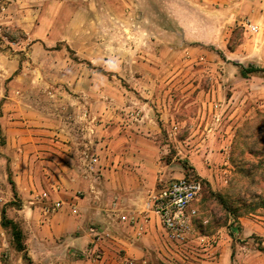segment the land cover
<instances>
[{"label":"crops","instance_id":"obj_1","mask_svg":"<svg viewBox=\"0 0 264 264\" xmlns=\"http://www.w3.org/2000/svg\"><path fill=\"white\" fill-rule=\"evenodd\" d=\"M175 1L173 6L178 15L173 21L184 32V39L196 44L213 45L215 34L220 31L221 23L215 24L200 16V13L212 15L203 7L213 3L225 8L219 14L225 16L223 22L229 26L252 12L257 22L264 25V0ZM18 2L14 4L16 13ZM136 5V0H47L53 21L61 15L58 10L62 12L65 8L66 16L68 14L65 17L68 29L60 41L75 55L84 56L103 54L102 44L97 40L103 37L101 23L104 20L116 31L119 22L125 23L126 33L121 31L111 38L118 40L122 35L128 39L124 49L130 55L139 52L144 56L150 45L136 48L135 43L141 35L149 36V32L135 29L139 22L133 15L123 14L126 17L120 20L118 17L124 7ZM192 7H196L195 11ZM50 22L45 18L39 26L33 27L29 14L19 19L17 13L13 18V23L32 39L41 37ZM191 28H196L197 32L191 34ZM199 30L205 33L200 34ZM158 34L168 39L178 31L164 26ZM119 48H112V53L119 55ZM95 61L102 65L97 58ZM150 63L129 64L127 70L133 74L128 83L133 91L114 97L109 104L96 92L100 88L92 85L89 73L66 80L72 91L65 96L67 111L48 122L49 139L37 147L43 151V159H27L22 153L35 147L27 143L29 138L33 140L28 135V122L24 120L28 116L19 111L3 112L0 129L6 136V151L14 148L19 158L14 170L16 191L23 200L34 199L30 203L36 205L31 208L26 200L12 217L5 209V216L17 224L23 235L22 252L16 251L11 233L7 234L10 230L1 226L0 209V264H97L77 255L95 245L103 255L98 264H123L125 260L133 264H264L263 212L240 219L239 239L222 233L214 246L209 247L210 240L198 235L190 244L192 253L185 258L180 248L167 240L155 216L148 215L149 220L140 234L128 222L120 220L123 216L141 220L144 204L158 180L181 175L172 172L174 161L161 157L168 147L164 130L171 129L169 122L174 125L182 109L167 105L173 98L162 90L166 76L157 77L163 70L162 65ZM111 67L116 73L121 70L118 64ZM33 123L30 118L29 124ZM43 192L48 194L45 202L38 198ZM55 201H59L61 207L44 215V203L50 206ZM251 235L257 238H250Z\"/></svg>","mask_w":264,"mask_h":264},{"label":"rangeland","instance_id":"obj_2","mask_svg":"<svg viewBox=\"0 0 264 264\" xmlns=\"http://www.w3.org/2000/svg\"><path fill=\"white\" fill-rule=\"evenodd\" d=\"M16 1L0 0V118L6 110L29 117L24 120L33 140L29 138L27 143L35 147L22 152L27 159H43V151L37 147L49 139L47 124L67 111L65 96L72 91L66 80L89 73L92 85L100 88L96 92L109 104L114 97L133 91L128 83L133 73L127 66L151 62L162 65L157 77L166 76L162 90L173 98L167 105L182 109L175 124L169 122L171 129L164 130L168 147L161 158L174 161L172 172L181 173L180 177L192 175L200 180L199 200L194 203L198 214L195 238L204 235L216 243L224 233L239 239L240 219L264 213V73L247 78L239 74V66L264 69V25L257 22L254 12L229 26L219 14L225 9L221 5L203 7L212 13H200L204 20L221 23L214 44L203 45L184 39V32L174 23L178 15L175 0H136L135 7H124L118 17L133 15L139 22L135 29L149 32L135 43L136 48L150 45L147 53L130 55L124 49L128 39L122 35L118 40L111 38L115 33H126L125 23L119 22L116 31L104 20L103 37L97 40L103 54L84 56L75 55L60 41L68 29L65 8L58 10L61 15L53 21L47 0H18L19 19L29 14L33 27L42 19L51 20L44 34L32 39L13 23ZM143 17L150 21H143ZM248 25L258 26V31H249ZM164 26L178 34L159 37ZM196 32L191 28V34ZM116 46L120 47L119 55L112 53ZM96 58L102 65L94 63ZM112 64L121 70L112 71ZM30 118L34 120L31 125ZM6 147V136L0 129V209L12 217L22 202L28 200L26 205L31 208L36 203L31 204V197L23 200L16 191L14 170L19 158L14 148L6 151Z\"/></svg>","mask_w":264,"mask_h":264},{"label":"built area","instance_id":"obj_3","mask_svg":"<svg viewBox=\"0 0 264 264\" xmlns=\"http://www.w3.org/2000/svg\"><path fill=\"white\" fill-rule=\"evenodd\" d=\"M249 31L256 33L255 25L247 26ZM201 192L200 180L195 176L188 175L169 180H158L154 192L148 197L144 204V212L142 217L136 218L121 217L120 220L128 222L138 234L143 233L144 225L148 222V215L155 216L165 232V236L169 242L180 248L182 255H189L193 249L191 242L195 239V219L197 210L194 208V203L199 200ZM38 198L45 202L48 200L46 192L40 193ZM61 207L59 201L53 202L50 206L44 203L42 212L44 215H50ZM73 213L77 214L75 210ZM214 246V240L209 241V247ZM78 257L99 263L102 260V253L95 245L93 248L78 252ZM123 264H133L130 260H125Z\"/></svg>","mask_w":264,"mask_h":264},{"label":"trees","instance_id":"obj_4","mask_svg":"<svg viewBox=\"0 0 264 264\" xmlns=\"http://www.w3.org/2000/svg\"><path fill=\"white\" fill-rule=\"evenodd\" d=\"M239 68V74L242 78H247L249 75L252 74L264 73V69L253 65H250L248 67L239 66ZM1 226L10 230L12 241L14 243L16 251L22 252L24 249L23 235L20 229L18 228L17 224L5 216V209H2L1 211ZM261 251L264 252V249H262ZM23 259L30 263L29 259L25 255H23Z\"/></svg>","mask_w":264,"mask_h":264}]
</instances>
